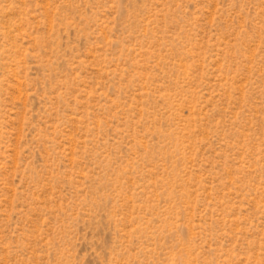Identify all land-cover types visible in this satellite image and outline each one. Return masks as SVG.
I'll use <instances>...</instances> for the list:
<instances>
[{
	"label": "rangeland",
	"instance_id": "1",
	"mask_svg": "<svg viewBox=\"0 0 264 264\" xmlns=\"http://www.w3.org/2000/svg\"><path fill=\"white\" fill-rule=\"evenodd\" d=\"M0 264H264V0H0Z\"/></svg>",
	"mask_w": 264,
	"mask_h": 264
}]
</instances>
